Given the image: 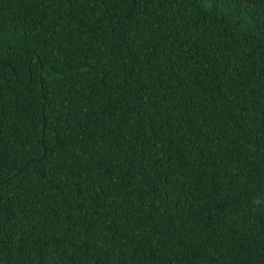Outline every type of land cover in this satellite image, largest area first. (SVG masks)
Here are the masks:
<instances>
[{"label":"trees","instance_id":"trees-1","mask_svg":"<svg viewBox=\"0 0 264 264\" xmlns=\"http://www.w3.org/2000/svg\"><path fill=\"white\" fill-rule=\"evenodd\" d=\"M0 192V264H264V0H0Z\"/></svg>","mask_w":264,"mask_h":264},{"label":"snow or ice","instance_id":"snow-or-ice-1","mask_svg":"<svg viewBox=\"0 0 264 264\" xmlns=\"http://www.w3.org/2000/svg\"><path fill=\"white\" fill-rule=\"evenodd\" d=\"M132 79H133V77L130 74L129 77L126 78V82L127 81H130ZM150 166H151L150 163L148 161H145V171L146 172L148 171V169L150 168ZM149 179H150V181H154L156 179V177L155 176H150ZM130 183H131V181H129V184ZM98 191H99V189H98ZM130 191H131V189H130ZM2 199H3V193L0 192V200H2ZM129 199H131V196H129ZM142 202L143 203H147V200H144ZM116 217L117 218L119 217V212L116 213ZM106 220H107L108 223H111L112 220H113V217L112 216L106 217ZM222 252H223V248L222 247H218L217 248V251L214 253V255L219 256Z\"/></svg>","mask_w":264,"mask_h":264}]
</instances>
